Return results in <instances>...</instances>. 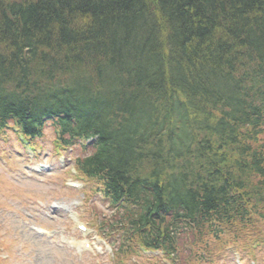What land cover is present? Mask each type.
I'll return each instance as SVG.
<instances>
[{"label": "trees", "instance_id": "obj_1", "mask_svg": "<svg viewBox=\"0 0 264 264\" xmlns=\"http://www.w3.org/2000/svg\"><path fill=\"white\" fill-rule=\"evenodd\" d=\"M81 1L0 0V130L15 124L33 139L52 120L72 140L97 128L103 137L81 168L127 195L138 207L132 227L157 241L172 245L200 220V230L257 233L250 215L264 216V0H233L236 13L223 9L207 29L211 0L63 8ZM129 28L136 44L125 42ZM86 37L96 47L117 37L122 56Z\"/></svg>", "mask_w": 264, "mask_h": 264}, {"label": "rangeland", "instance_id": "obj_2", "mask_svg": "<svg viewBox=\"0 0 264 264\" xmlns=\"http://www.w3.org/2000/svg\"><path fill=\"white\" fill-rule=\"evenodd\" d=\"M54 136L55 132L53 126H48L44 130L42 138L37 141L42 144V147L39 146L40 148L37 149L41 159L47 156L48 153H46V151L52 150ZM25 148L27 151L35 152L36 150L34 145L31 144H26ZM20 150L19 146L16 145V136L12 130H5L3 133H0V263L62 264L58 255L66 251L65 264H77L79 262H81V264H117V261L112 260L111 254L108 253L101 254L86 251L82 252L86 255L84 259H79L80 252L73 251L72 248L68 247V243H64L65 246L62 245L63 243L61 244V241L57 238L55 245L60 244L63 246H61V248L65 250L60 248L56 253L44 251V253L37 252L31 254V257L28 259L34 258V262L36 263H33V261L27 262L24 259L25 255L21 245L25 247V251H27V246L31 248L28 242V230L34 233L32 226L37 225V223L40 222L42 213L45 211L48 212L51 208L52 201L55 199V195L52 191H56L54 188L59 189L60 175H62L59 167L62 166L59 164H53L54 167L52 166V168H55L56 174L52 176L54 177L53 185H48L53 188L51 191L49 187H46L43 183L38 181L43 180L42 172H39V175L35 174L30 168L31 164L27 159V162L23 166H19L22 164L19 155ZM91 152L92 150L86 151L82 148L81 144H79L76 146V149L73 150L72 155L81 156ZM4 158H7L8 167L11 171H8L7 168L1 164ZM71 163L72 161L69 160V155H67L64 167L70 166ZM23 177H26L27 181H23ZM82 183L83 187L92 184L86 180H82ZM69 191L71 190L66 189V192ZM57 193H63L64 195V192L61 190ZM75 193L78 197H73V194H70L69 197L71 200L68 198L61 199L59 197L60 200L58 198L55 201H58V203L63 206L65 212H70V205H80V202L77 200L83 197L82 192L76 191ZM92 198L93 196L91 195L89 199L91 200ZM105 204H107V201L103 200L96 203V210L88 206L86 216L89 217V220L95 221L92 217V213H96L100 216H102V214H110L111 208ZM65 208L67 210H65ZM64 211L59 210L57 214H63ZM54 216L55 217L51 216V219H56V221L54 223L49 222L48 226L57 229L60 225L64 224L63 220L65 217L60 215ZM66 217H68V215ZM262 225L264 226V222H262ZM73 229L75 230L74 226ZM69 237L78 238L73 232H71ZM237 239L230 235H224L219 238L208 235L199 240L194 236H184L180 251L175 256L178 259L177 262H174L172 258L164 253L157 251L146 252L145 250H141L142 254L137 253L131 258L124 260V262L128 260L130 264H152L153 260H155L157 264H253V261H255V264H264V247H253L246 238ZM36 243V249L47 248V245L41 244L45 243L43 240H38ZM139 251L140 249L136 248L132 252L135 253ZM4 253L9 254L7 260H3ZM39 257H45L46 260L42 262ZM254 258H257V260ZM97 260H99L100 263H97Z\"/></svg>", "mask_w": 264, "mask_h": 264}, {"label": "bare ground", "instance_id": "obj_3", "mask_svg": "<svg viewBox=\"0 0 264 264\" xmlns=\"http://www.w3.org/2000/svg\"><path fill=\"white\" fill-rule=\"evenodd\" d=\"M67 4L68 5L63 6V8L64 9L69 8L70 9V14H72V12L75 11V10H78L79 11V9H81V7H85L87 5H88L87 7L89 9H91V10H92V8L95 7V5H93L92 2L86 1V0L85 1H81L80 3L70 2V3H67ZM216 8H217V10H215ZM237 8L238 7L235 6V3H234L233 0H211V8H209V7H206L205 8V13H204L205 14L204 15L205 22H203L204 23V26L207 29V26H210V24H212L213 22L217 21L219 19V17H220L219 16L220 15V12L223 11V9H224V14L227 17L231 18L236 13ZM96 24H97V22H96ZM85 34H86V32H85ZM206 34H207V32H205L203 35H206ZM128 35H129L130 39H126L125 42L126 43H129V44H131V42L133 44H136V40L133 39L134 32H133V30L131 28L128 29ZM117 37L119 38L121 36L117 35ZM117 37H113V38H111V37H105V40H103V42H101L100 44H98V47L95 46V42H92L91 39L90 38H87V37L85 39V43L88 44V45H90V47H93L95 49L96 48L100 49V51L102 53H105V54H108L109 53L111 56H113L115 58H118V57L120 58L122 56V54L120 53V51L118 49L121 48L122 43H121V40H119ZM83 38H85V36L81 37V39H83ZM188 39L189 38L186 37V41ZM91 45H93V46H91ZM115 48L118 51H115ZM185 52L188 53V55L190 57L200 55V53L195 52V51H192V50H189V49L187 51H185ZM215 64H216V69L218 71H220V72L225 71V68L223 66L217 64V62ZM209 66H211V65H209ZM195 68H196V70H199L202 67L200 65H198V63H197ZM250 96H251L250 93H246L245 94V99L250 98ZM78 114H79L80 117H85L86 116L85 111H80ZM46 123H47V121L45 120V124Z\"/></svg>", "mask_w": 264, "mask_h": 264}]
</instances>
